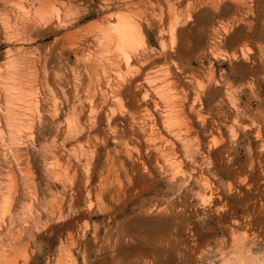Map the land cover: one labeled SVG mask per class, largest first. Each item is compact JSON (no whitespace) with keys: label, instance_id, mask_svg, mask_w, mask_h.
Returning <instances> with one entry per match:
<instances>
[{"label":"rangeland","instance_id":"374dc122","mask_svg":"<svg viewBox=\"0 0 264 264\" xmlns=\"http://www.w3.org/2000/svg\"><path fill=\"white\" fill-rule=\"evenodd\" d=\"M258 236L264 0H0V264H264Z\"/></svg>","mask_w":264,"mask_h":264},{"label":"bare ground","instance_id":"6f19581e","mask_svg":"<svg viewBox=\"0 0 264 264\" xmlns=\"http://www.w3.org/2000/svg\"><path fill=\"white\" fill-rule=\"evenodd\" d=\"M50 2V1H49ZM53 6V5H52ZM26 7V6H25ZM248 8V7H247ZM47 9V8H46ZM24 11V10H23ZM26 11V10H25ZM30 11V10H29ZM47 12V11H46ZM52 14V13H51ZM51 20V19H50ZM31 21V20H30ZM52 21V20H51ZM51 21H49V23L51 22ZM30 24V23H29ZM48 25V24H47ZM28 26V25H27ZM24 28V27H23ZM27 29H29V28H27ZM143 29V28H142ZM31 30V29H30ZM35 30H37V29H35ZM39 32H41V31H39ZM145 32V31H144ZM33 33V32H32ZM44 33V32H43ZM67 33V32H66ZM63 34V33H62ZM117 34H118V39L119 40H121V42H123V43H125V41H126V38H128V36H131L130 34H128L124 29H119V30H117ZM145 34V33H144ZM32 35V34H31ZM69 35V34H68ZM67 35V36H68ZM146 35V34H145ZM59 36V35H58ZM61 36H65V35H61ZM55 37V36H54ZM135 37V39H134V41H132V42H134V43H136V44H138L139 42V37L137 36V35H135L134 36ZM67 38V37H66ZM219 38V37H218ZM41 40V39H40ZM66 40V39H65ZM67 40H69V38H67ZM73 40V39H72ZM25 41V40H24ZM63 42V41H62ZM69 42L71 43V41L69 40ZM74 42V41H73ZM73 42H72V44H73ZM61 43V42H60ZM64 43H68V42H64ZM35 45V44H34ZM55 45V44H54ZM67 45V44H66ZM65 45V46H66ZM59 46V45H58ZM140 46V45H139ZM138 46V47H139ZM49 47H51V46H49ZM49 47H48V49H49ZM53 47V46H52ZM128 48V47H127ZM46 49V48H45ZM39 50H40V48H39ZM60 50V49H59ZM37 51V50H36ZM41 51V50H40ZM45 51V50H44ZM48 51V50H47ZM51 51V50H50ZM53 51V50H52ZM65 51V50H64ZM87 51V50H86ZM166 51V50H165ZM138 52V51H137ZM66 54H67V52H65ZM121 53V52H120ZM124 53H127V52H124ZM124 53H122V54H124ZM23 54V53H22ZM41 54V53H40ZM45 54V53H44ZM69 54V53H68ZM86 54H90V53H87L86 52ZM166 54V53H165ZM70 55V54H69ZM74 55V54H73ZM79 55V54H78ZM126 55V54H125ZM140 55V54H139ZM46 56V55H45ZM59 56V55H58ZM75 56V55H74ZM47 57V56H46ZM49 57V56H48ZM170 57H171V55H170ZM32 61H33V59H31ZM119 61H120V59H119ZM42 62V61H41ZM45 62H46V60H45ZM59 62V61H58ZM128 62V61H127ZM90 64V63H89ZM34 65V64H33ZM46 65V64H45ZM80 65H81V63H80ZM41 66V65H40ZM119 66V65H118ZM40 69H41V67H39ZM39 68H37V69H39ZM32 69V68H31ZM35 69H36V67H35ZM36 69V71H38ZM40 69H39V71H40ZM118 70H119V68H118ZM14 71V70H13ZM65 71V70H64ZM172 71V70H171ZM31 72V71H30ZM34 73V72H33ZM36 73V72H35ZM174 73V72H173ZM38 73H36V75H37ZM40 75V74H39ZM39 75H37V77H39ZM49 75H50V73H49ZM120 75V74H119ZM35 76V75H34ZM49 77V76H48ZM41 79V78H40ZM115 79H116V77H115ZM173 79V78H172ZM37 80V79H36ZM109 80V79H108ZM124 80V79H123ZM180 80V79H179ZM119 81V80H118ZM125 81V80H124ZM127 81V80H126ZM176 81H177V79H176ZM175 81V82H176ZM38 82H40V81H38ZM117 82V81H116ZM120 83V82H119ZM40 84V83H39ZM82 84V83H81ZM94 85V84H93ZM177 85V84H176ZM175 85V86H176ZM83 86V85H82ZM124 86V85H123ZM174 86V87H175ZM35 87H38V86H35ZM95 88V87H94ZM120 88H122V85H121V87ZM177 88V87H176ZM41 89V88H40ZM105 90V89H104ZM104 90H103V92H104ZM120 90V89H119ZM33 91V90H32ZM41 91V90H40ZM96 91V90H95ZM117 91V90H116ZM130 91V90H129ZM69 92V91H68ZM102 92V93H103ZM40 93H38L37 95H39ZM94 94V93H93ZM96 94V93H95ZM94 94V95H95ZM104 94V93H103ZM60 95V94H59ZM68 95H70V93L68 94ZM61 96V95H60ZM93 96V95H92ZM104 96V95H103ZM57 97V96H56ZM71 97V96H70ZM58 98V97H57ZM60 98V97H59ZM112 99V98H111ZM40 100V99H39ZM104 100H107V98H104ZM151 100V99H150ZM152 100H154L153 98H152ZM38 101V100H37ZM64 102V101H63ZM99 102V101H98ZM103 104H104V102L103 101H101ZM100 102V104H102ZM36 104V103H35ZM171 104V103H170ZM173 104V103H172ZM82 105V104H81ZM174 105V104H173ZM80 107V106H79ZM82 107V106H81ZM80 107V108H81ZM84 108V107H83ZM100 108V107H99ZM98 108V109H99ZM114 108V107H113ZM183 108V107H182ZM97 110V109H96ZM128 110V109H127ZM148 110V109H147ZM172 110V109H171ZM34 111H35V109H34ZM79 111H81V110H79ZM101 111V110H100ZM199 111V110H198ZM98 112V111H97ZM96 112V113H97ZM179 112V111H178ZM83 113V112H82ZM129 115H131L130 113H129V111L127 112ZM150 113V112H149ZM185 113V112H184ZM183 113V114H184ZM85 115V114H84ZM185 115V114H184ZM84 117V116H83ZM131 117V116H130ZM143 117V116H142ZM158 118V117H157ZM188 121H190L188 118H186ZM148 120V119H147ZM151 120V119H150ZM187 120H186V122H187ZM80 122V121H79ZM112 122V121H111ZM110 122V123H111ZM114 122H116V121H114ZM158 122V121H157ZM34 125V124H33ZM68 125V124H67ZM190 125V124H189ZM65 129V128H64ZM60 130V129H59ZM118 130V129H117ZM2 131V130H1ZM59 133V132H58ZM57 136V135H56ZM158 136V135H157ZM153 138V137H152ZM158 140V139H157ZM167 141L169 140V139H166ZM147 142V141H146ZM169 143H171V142H169ZM172 144V143H171ZM132 145V144H131ZM148 145V144H147ZM60 148V147H59ZM148 149H150V148H148ZM157 149V148H156ZM60 150H62V149H60ZM60 150L58 149V152H59V155H57L58 157L60 156ZM160 150V149H159ZM148 152V151H147ZM20 154V153H19ZM57 154V153H56ZM20 157V156H19ZM58 160H59V158H58ZM83 160V159H82ZM178 160V159H177ZM63 161V160H62ZM61 161V162H62ZM73 162V161H72ZM70 163V162H69ZM69 163H66V164H69ZM30 165V164H29ZM69 165H71V163L69 164ZM67 166V168H71V166ZM31 166V165H30ZM89 167H90V165H89ZM11 170H12V168H10ZM31 170V169H30ZM92 170V169H91ZM32 171V170H31ZM54 171V170H53ZM68 172H69V170H67ZM71 171H73L72 170V168H71ZM70 171V172H71ZM75 171V170H74ZM73 171V172H74ZM15 172V171H14ZM13 171H12V173H14ZM33 172V171H32ZM55 172V171H54ZM90 173V172H89ZM15 174V173H14ZM75 174V173H74ZM32 175V174H31ZM13 176V175H12ZM15 176H17L16 174H15ZM73 176V175H72ZM14 177V176H13ZM90 177V176H89ZM73 178V177H72ZM74 178H75V176H74ZM73 178V179H74ZM31 179V178H30ZM72 179V181H75V180H73ZM103 179V178H102ZM130 179V178H129ZM16 179H15V177H14V181H15ZM65 180V179H64ZM17 181V180H16ZM71 182V181H70ZM72 183V182H71ZM74 183V182H73ZM87 183V182H86ZM17 184V183H16ZM15 184V185H16ZM66 184V183H65ZM88 184V183H87ZM110 184V183H109ZM108 184V185H109ZM67 185V184H66ZM16 186H18V185H16ZM71 186L73 187V185L71 184ZM93 187V186H92ZM103 187V186H102ZM67 188V187H66ZM17 189V188H16ZM92 189V188H91ZM73 190H75V189H73ZM88 190V189H87ZM101 190H102V188H101ZM105 190V189H104ZM104 190H102V191H104ZM13 191V190H12ZM78 191V190H77ZM16 192V191H15ZM14 192V193H15ZM82 192V191H81ZM89 192V191H88ZM99 192V191H98ZM13 194V193H12ZM17 194V193H16ZM74 194V193H73ZM18 195V194H17ZM102 196H103V194H101ZM111 196V195H110ZM13 197H14V195H13ZM12 197V198H13ZM88 197V196H87ZM112 197V196H111ZM11 198V197H10ZM15 199V198H14ZM21 199V198H20ZM11 201V200H10ZM56 201V200H55ZM54 204V203H53ZM61 205V204H60ZM92 205V204H91ZM16 206V205H15ZM11 207H13V206H11ZM12 212V211H11ZM6 214V213H5ZM9 214H10V212H9ZM21 215V214H20ZM5 216V215H4ZM5 221V220H4ZM7 222V221H6ZM260 231V230H259ZM254 232V231H253ZM260 233V232H259ZM250 235V234H249ZM258 238H259V240H261V239H263L264 237H262V236H258ZM244 239H246L245 237H244ZM234 240H236V239H234ZM246 241V240H245ZM245 243L243 242V244L241 245V243H238L237 241H236V246L234 247L235 249L233 250V252H232V254L233 255H230V256H228V257H226L224 260H223V263L222 264H263V261H261L257 256H253L252 255V253H251V250L250 249H245L244 248V245ZM234 245V244H233ZM249 248H251V246L249 247ZM156 251V250H155ZM151 253V252H150ZM179 253V252H178ZM22 254V253H21ZM207 256V255H206ZM9 257V256H8ZM11 258V257H10ZM223 258V257H222ZM149 260V259H148ZM10 262V261H9ZM211 264V263H210Z\"/></svg>","mask_w":264,"mask_h":264}]
</instances>
